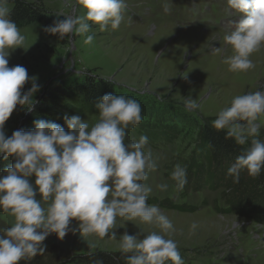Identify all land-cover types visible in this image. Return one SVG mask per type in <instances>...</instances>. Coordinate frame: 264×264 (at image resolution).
<instances>
[{"label": "rangeland", "instance_id": "1", "mask_svg": "<svg viewBox=\"0 0 264 264\" xmlns=\"http://www.w3.org/2000/svg\"><path fill=\"white\" fill-rule=\"evenodd\" d=\"M22 1L41 11L43 22L19 28L25 36L24 48L10 50L8 60L9 67L24 66L29 77H38L37 83L42 87L34 96L35 103L45 87L80 81L87 75L104 79L111 94L137 100L143 119L135 127L129 126L125 142L146 135V147L152 150L154 158L159 157L157 169L142 182L153 189L148 199H168L198 207L194 212L160 207L175 228L166 238L176 241L184 264H264V221L254 222L224 212V190L177 191L170 178L177 164L186 168L190 163L186 170L191 169V160L206 169V160L197 148L200 128L211 127L219 110L228 106L234 96L264 92V47L251 55L255 67L247 72H231L223 62L233 54L223 36L230 30L229 21L238 18V14L225 11L226 0H169V13L163 11L164 0H126L119 28L101 32L98 25H92L87 34L70 33L62 38L45 32V27L55 19H63L56 16L61 11L83 16L86 10L82 5L76 0L74 7L66 6L64 0ZM88 34L94 39L85 44ZM219 47L221 51L214 54L212 49ZM30 87V81L25 83L22 93ZM189 96L199 108L185 107L184 97ZM28 112L17 105L4 124L6 136L18 130ZM75 116L92 124L98 119V110ZM258 122L261 128L257 138L264 140V117ZM142 125L149 128L154 138L144 133ZM161 125L166 130L159 129ZM250 140L245 144L248 147ZM160 183H167L168 189L160 191ZM2 218L11 226L13 217L4 213ZM193 222L199 225L194 232L190 229ZM78 224L79 221L72 220L69 228L75 229ZM142 230L160 231L153 225L118 217L116 239L82 237L80 232L70 230L62 239L55 233L49 234L42 245L51 259L66 252H117L121 251L119 238L125 232L141 233L142 239Z\"/></svg>", "mask_w": 264, "mask_h": 264}, {"label": "clouds", "instance_id": "2", "mask_svg": "<svg viewBox=\"0 0 264 264\" xmlns=\"http://www.w3.org/2000/svg\"><path fill=\"white\" fill-rule=\"evenodd\" d=\"M10 0H0V156L14 162L0 174V210L13 217L11 226L0 229V264H19L42 254V242L51 233L63 238L70 230L82 237L116 239L117 218L139 221L160 229L119 238V248L126 264H184L175 240L166 238L175 231L172 220L159 205L149 204L153 191L147 183L149 173L157 169L159 157L147 148L148 137L125 142L127 129L140 124V103L123 95L107 93L97 100L98 119L90 124L79 116H65L64 127L43 119L33 121L34 128L19 129L6 136L4 124L17 105L26 111L34 108L35 94L40 91L38 77L28 76L24 66L9 67L10 50L24 48L25 36L11 19ZM74 7L73 0H64ZM86 10L83 16L66 15L62 11L44 31L58 34H87L92 25L101 32L121 25L126 0H76ZM225 11L238 18L229 21L230 30L223 36L233 54L224 59L231 72H247L255 67L251 55L264 47V0H226ZM234 10V11H233ZM163 11H171L164 0ZM89 22H92L91 24ZM94 36H85L92 43ZM221 51L213 48L214 54ZM31 87L22 93L27 82ZM188 110L200 107L191 96L185 98ZM264 117V92L254 91L234 96L221 108L211 127L225 131L238 145L250 146L235 158L227 175L239 183L240 172L258 177L264 169V140L258 139ZM35 177L34 184L29 178ZM177 191L187 183V170L177 164L171 173ZM169 185L157 188L166 191ZM39 195V199L37 196ZM72 220L79 221L70 229ZM239 226V225H237ZM199 227L193 222L190 229Z\"/></svg>", "mask_w": 264, "mask_h": 264}, {"label": "trees", "instance_id": "3", "mask_svg": "<svg viewBox=\"0 0 264 264\" xmlns=\"http://www.w3.org/2000/svg\"><path fill=\"white\" fill-rule=\"evenodd\" d=\"M11 19L18 28L34 23H42V12L22 0H10ZM110 93V85L102 78L87 75L84 79L75 82H59L49 85L41 92L32 111L24 116L19 129L34 128L33 121L43 119L55 122L68 131L64 121L65 116L75 114H92L95 103L103 95ZM144 133L151 138L154 134L147 126L142 125ZM161 125L159 129L166 130ZM157 129V128H156ZM225 131H216L211 127L203 126L199 130L197 148L206 160L207 168L196 164L187 171L185 192L199 189L224 190L229 212L254 222L264 221V169L258 177L250 176L246 169L241 170L239 183L233 182V177L227 175V169L235 162V158L248 148L247 145H238L231 138H226ZM14 162V157L7 160L0 156V174L3 169ZM190 165V163H189ZM189 165L186 167L188 168ZM29 180L34 183L35 177ZM148 203L159 205L161 208L183 212H194L198 207L191 204H177L168 199H148ZM4 212L0 210V229L9 227L3 220ZM121 251L108 252L103 250L91 253L71 254L62 253L58 258H50L44 252L19 264H126V256Z\"/></svg>", "mask_w": 264, "mask_h": 264}]
</instances>
